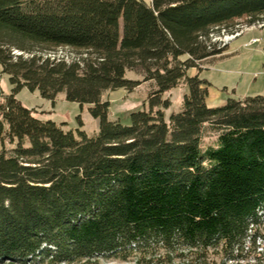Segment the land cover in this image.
Here are the masks:
<instances>
[{"label": "trees", "instance_id": "1", "mask_svg": "<svg viewBox=\"0 0 264 264\" xmlns=\"http://www.w3.org/2000/svg\"><path fill=\"white\" fill-rule=\"evenodd\" d=\"M260 16L264 0H0V264H264V95L209 106L200 77L210 30ZM59 47L84 56L43 54ZM147 81L148 109L109 120L103 92ZM22 87L89 104L97 133L41 119Z\"/></svg>", "mask_w": 264, "mask_h": 264}, {"label": "rangeland", "instance_id": "2", "mask_svg": "<svg viewBox=\"0 0 264 264\" xmlns=\"http://www.w3.org/2000/svg\"><path fill=\"white\" fill-rule=\"evenodd\" d=\"M145 1L147 3L151 2V0ZM262 25H264V16L253 20L240 18L227 26L214 27L208 33V43H211L215 48L222 49L220 53L214 54L201 62L200 77L205 78L211 84L206 98L209 106L222 105L228 97L240 98L247 95H264V26ZM235 36L237 37L232 40ZM252 38H258L259 41L248 44ZM43 54L63 58L66 61L76 60L84 56V53L63 47L45 51ZM226 62L230 63L236 72H223L222 67H225ZM189 72L195 73V70L192 69ZM125 77L132 80L142 79L140 74L133 71H126ZM13 87L9 76L1 72L0 67V104L13 94ZM154 87L153 81H147L141 82L132 91H127L124 88L104 91L102 100H108L109 102L108 119L111 121L118 120L123 125H129L132 112L148 109L147 94ZM186 92L187 87L179 85L164 93L163 97H168L171 101L170 107L164 109L165 121H168L172 112L180 110L182 96ZM14 97L23 106L33 108L41 119L54 121L63 130L75 131L81 129L88 137L95 135L98 131L99 120L89 113L88 108L90 105H80L77 102L68 101L65 99L64 92L57 93L52 101L42 98L37 90L29 91L26 87H22L14 93ZM216 130V127L205 125L202 132L203 146L215 142ZM5 145L9 147L7 143ZM262 233H264V227H262ZM256 245L258 246L257 251L264 253V240H256ZM99 264L132 263L104 258L100 260ZM240 264L247 263L242 260Z\"/></svg>", "mask_w": 264, "mask_h": 264}, {"label": "crops", "instance_id": "3", "mask_svg": "<svg viewBox=\"0 0 264 264\" xmlns=\"http://www.w3.org/2000/svg\"><path fill=\"white\" fill-rule=\"evenodd\" d=\"M245 43V42H244ZM225 67H222V71L223 72H225V73H233V72H236L235 70H234V67L230 64V63H225V65H224ZM203 68H205V67H203ZM194 72H190V74H193ZM208 94H209V92H208ZM208 96V95H207ZM241 98V97H240ZM208 104V103H207Z\"/></svg>", "mask_w": 264, "mask_h": 264}, {"label": "built area", "instance_id": "4", "mask_svg": "<svg viewBox=\"0 0 264 264\" xmlns=\"http://www.w3.org/2000/svg\"><path fill=\"white\" fill-rule=\"evenodd\" d=\"M236 37H237V36L233 37L232 40H233L234 38H236ZM258 41H259L258 38H252V39L249 41L248 44H253V43H256V42H258ZM248 44H247V45H248Z\"/></svg>", "mask_w": 264, "mask_h": 264}, {"label": "bare ground", "instance_id": "5", "mask_svg": "<svg viewBox=\"0 0 264 264\" xmlns=\"http://www.w3.org/2000/svg\"><path fill=\"white\" fill-rule=\"evenodd\" d=\"M262 26H264V25H262ZM234 33V32H233ZM238 34V33H237ZM231 35V34H230ZM229 37V36H228ZM229 41V40H228ZM224 43V42H223ZM225 44V43H224Z\"/></svg>", "mask_w": 264, "mask_h": 264}]
</instances>
